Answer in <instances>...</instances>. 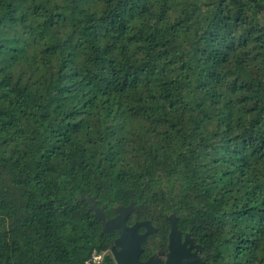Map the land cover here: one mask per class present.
<instances>
[{"label": "trees", "instance_id": "trees-1", "mask_svg": "<svg viewBox=\"0 0 264 264\" xmlns=\"http://www.w3.org/2000/svg\"><path fill=\"white\" fill-rule=\"evenodd\" d=\"M86 194L264 264V0H0V264H114Z\"/></svg>", "mask_w": 264, "mask_h": 264}, {"label": "water", "instance_id": "water-1", "mask_svg": "<svg viewBox=\"0 0 264 264\" xmlns=\"http://www.w3.org/2000/svg\"><path fill=\"white\" fill-rule=\"evenodd\" d=\"M78 199L87 203V211L100 222L102 232L109 233L113 230L117 232L109 247L114 264H203L199 244L188 233L180 234L174 212L165 216L169 225L165 250L157 251L141 260L140 243L148 234L155 231V227L149 220L134 221L129 225L125 223L126 217L133 209L134 201L127 205L115 206L114 215L107 217L103 211L104 205L99 204L95 195H80ZM139 228L142 229L141 232L138 231Z\"/></svg>", "mask_w": 264, "mask_h": 264}, {"label": "built area", "instance_id": "built-area-1", "mask_svg": "<svg viewBox=\"0 0 264 264\" xmlns=\"http://www.w3.org/2000/svg\"><path fill=\"white\" fill-rule=\"evenodd\" d=\"M102 256H103V253H96L92 251L86 263L98 264L100 263Z\"/></svg>", "mask_w": 264, "mask_h": 264}]
</instances>
